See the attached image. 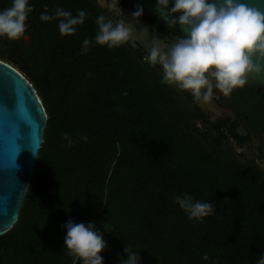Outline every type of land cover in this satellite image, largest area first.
I'll use <instances>...</instances> for the list:
<instances>
[{
	"label": "trees",
	"instance_id": "trees-1",
	"mask_svg": "<svg viewBox=\"0 0 264 264\" xmlns=\"http://www.w3.org/2000/svg\"><path fill=\"white\" fill-rule=\"evenodd\" d=\"M28 3L29 40L0 37V59L31 82L46 124L17 219L0 235V264H79L63 248L69 218L103 233V264L124 259L123 247L139 251L140 264H255L264 252V175L211 147L161 70L128 41L95 43L96 17L117 21L105 8ZM45 5L48 14L60 7L86 17L62 36L60 18L40 20ZM184 193L213 213L189 218L173 201Z\"/></svg>",
	"mask_w": 264,
	"mask_h": 264
},
{
	"label": "clouds",
	"instance_id": "clouds-1",
	"mask_svg": "<svg viewBox=\"0 0 264 264\" xmlns=\"http://www.w3.org/2000/svg\"><path fill=\"white\" fill-rule=\"evenodd\" d=\"M44 8L40 20L46 22L60 18L57 27L62 36L75 33V26L82 24L86 17L83 10L73 16L60 7L53 14L47 13V5ZM109 9L117 16L120 14V10L113 9L111 4ZM31 10L28 0H11L10 7L0 9V37L20 39ZM156 10L163 13L168 24L180 25L186 31V35L166 48L153 45L143 57L149 67L159 65L162 83L188 91L194 101H209L214 90L227 97L235 88L245 85L249 73L261 72L264 10L244 0H156ZM142 12L137 5L131 16L136 19ZM95 23L98 29L94 37L96 44L113 48L128 41L130 29L123 20L114 23L104 15H98ZM82 45V50L87 52L89 40L84 39ZM64 138L71 146L67 133ZM173 201L189 218L200 219L214 211L212 204L193 200L187 193L174 196ZM62 227L65 229L63 248L67 249L68 255L77 257L79 264H103L99 253L108 245L92 221L76 223L69 218ZM123 253L124 259L119 258L118 264H140L139 251L123 247ZM255 264H264V252L259 254Z\"/></svg>",
	"mask_w": 264,
	"mask_h": 264
},
{
	"label": "water",
	"instance_id": "water-1",
	"mask_svg": "<svg viewBox=\"0 0 264 264\" xmlns=\"http://www.w3.org/2000/svg\"><path fill=\"white\" fill-rule=\"evenodd\" d=\"M104 8L113 5L119 9L116 20H123L130 29L129 42H137L146 52L153 45L164 46L161 34L154 30L148 18L166 29L186 35L180 25L168 24L163 13L156 10V0H125L129 7L120 5V0H96ZM264 10V0H244ZM143 9L142 15L133 18L136 6ZM171 3L169 4V7ZM166 14V10H164ZM176 15V14H173ZM255 62V57H253ZM259 74L249 73L245 87L264 91V60L260 61ZM46 113L31 82L11 64L0 59V235L15 223L25 189L33 173L37 152L42 143Z\"/></svg>",
	"mask_w": 264,
	"mask_h": 264
},
{
	"label": "flooded vegetation",
	"instance_id": "flooded-vegetation-1",
	"mask_svg": "<svg viewBox=\"0 0 264 264\" xmlns=\"http://www.w3.org/2000/svg\"><path fill=\"white\" fill-rule=\"evenodd\" d=\"M119 4L123 5V0ZM10 6L11 0H0V9ZM105 10L113 14L109 8ZM145 19L161 34L165 48L182 36L175 30ZM23 38L29 40L27 34ZM19 42L22 43V39ZM128 43L142 52L143 57L147 54L137 42ZM155 67L160 70L159 65ZM172 87L179 94L183 108L190 114L197 131L211 147L219 149V154L224 157L233 158L264 175V91L255 92L243 85L227 97L214 90L209 101H194L188 91Z\"/></svg>",
	"mask_w": 264,
	"mask_h": 264
},
{
	"label": "rangeland",
	"instance_id": "rangeland-1",
	"mask_svg": "<svg viewBox=\"0 0 264 264\" xmlns=\"http://www.w3.org/2000/svg\"><path fill=\"white\" fill-rule=\"evenodd\" d=\"M99 5L101 6V4L99 3ZM102 7V6H101ZM104 8V7H103ZM107 13V16L108 17H110V18H114L115 19V17H114V15L113 14H110V13H108V12H106Z\"/></svg>",
	"mask_w": 264,
	"mask_h": 264
},
{
	"label": "snow or ice",
	"instance_id": "snow-or-ice-1",
	"mask_svg": "<svg viewBox=\"0 0 264 264\" xmlns=\"http://www.w3.org/2000/svg\"><path fill=\"white\" fill-rule=\"evenodd\" d=\"M261 86H264V84H262Z\"/></svg>",
	"mask_w": 264,
	"mask_h": 264
}]
</instances>
